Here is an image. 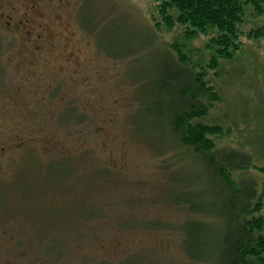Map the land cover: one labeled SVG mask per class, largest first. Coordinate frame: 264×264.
<instances>
[{
  "label": "rangeland",
  "instance_id": "obj_1",
  "mask_svg": "<svg viewBox=\"0 0 264 264\" xmlns=\"http://www.w3.org/2000/svg\"><path fill=\"white\" fill-rule=\"evenodd\" d=\"M66 7H79L80 23H67L80 39L68 57L52 47L44 73L49 84H38L45 90L20 92L19 40H0V144L6 147L0 148V264H189L176 227L184 212L165 203L184 197L182 183L194 198L200 195L198 209L211 213L196 235L201 245L187 249L210 258L204 264H218L228 233L222 204L203 158L180 148L170 153L174 136L153 111L166 56L150 45L154 29L156 45H178L188 61L205 65L209 38L189 41L178 26L166 30L155 0H67ZM245 20L241 51L205 78L218 100L206 99L209 113L194 122L222 128L209 138L228 147L225 153L254 159L259 169L246 175L257 181L264 209V37L247 38L264 17L249 10ZM31 137L36 143L24 142ZM243 174L235 172L234 180ZM22 177L24 183L48 178L49 201L26 200ZM165 221L170 226L158 227Z\"/></svg>",
  "mask_w": 264,
  "mask_h": 264
},
{
  "label": "trees",
  "instance_id": "obj_2",
  "mask_svg": "<svg viewBox=\"0 0 264 264\" xmlns=\"http://www.w3.org/2000/svg\"><path fill=\"white\" fill-rule=\"evenodd\" d=\"M155 1L161 19L159 23L166 30L171 31L178 26L183 29L185 38L189 41L197 40L201 36L208 37L209 41L205 49L212 53L207 64L196 65L187 60L180 46L173 48L169 46L170 50H167L162 46L163 44L156 45V37L159 34L152 28L153 38L150 45L158 47L166 56V65L156 84L154 97L157 103L153 111L167 119L168 128L174 136L176 147L174 152L170 153L190 152L203 158L205 165L211 170L215 194L222 204L220 215L228 224V233L220 255H217V263L264 264L263 199L260 197L257 181L246 175L259 168L247 153L232 150L230 153H225L228 147H217L209 136L218 135L222 132V128L194 122L209 113L212 104H208L206 99L218 100L214 88L205 80L208 71H218L221 59L233 60L241 51L243 46L241 28L246 22L248 11H252L257 18L264 17V0ZM160 24L158 26L161 28ZM262 37H264V26H257L247 35L249 40L255 41ZM113 58L124 60V58ZM131 60L129 62L133 65ZM172 158L183 159L186 156L174 155ZM172 170L168 173L169 177ZM235 172H243L244 176L235 181L233 178ZM172 177L168 178V181L172 182ZM180 191L185 194L182 199L167 200L166 198V202L163 201L180 207L184 212V220L177 223L176 227L184 233L182 246L189 264H204L206 260L210 262V258L193 256L187 249V244L201 245L197 242V236L202 235L201 232L208 226L211 213L206 210L207 208L198 209L202 199L200 195L194 198L185 183L180 184ZM166 193L167 191L163 193V198ZM163 225L170 226L166 221L165 224L158 223V227Z\"/></svg>",
  "mask_w": 264,
  "mask_h": 264
},
{
  "label": "flooded vegetation",
  "instance_id": "obj_3",
  "mask_svg": "<svg viewBox=\"0 0 264 264\" xmlns=\"http://www.w3.org/2000/svg\"><path fill=\"white\" fill-rule=\"evenodd\" d=\"M66 4L67 0H0V40L9 42L10 45L19 40L18 68L19 72L25 73L24 86L20 87L21 93L26 89L32 93L45 90L43 85L38 87V84L40 82L49 84V81H45L47 78L44 73L45 68H49V55L53 52V46H56L55 53L57 51L58 54L68 57L73 45L78 43L81 34L78 30L76 32L72 24L73 18L76 23L79 22V7L76 12H72ZM67 21H71L72 24ZM65 23L67 25L62 28ZM56 29L59 38L54 42ZM2 134H4V128L0 131V136ZM36 141V137H31L29 141L24 140L26 143H36ZM19 147H25V145H19ZM0 148L4 150L3 148L6 147L0 144ZM29 179V183H24L23 181L28 179L23 177L19 181V184L23 186L22 194L29 197L26 200L49 201V179L46 178L44 182L31 177ZM37 187L40 188L39 193L36 191ZM2 197L3 193H0L1 200ZM39 230V233L43 232V228L39 227ZM46 258L49 261L47 256Z\"/></svg>",
  "mask_w": 264,
  "mask_h": 264
}]
</instances>
